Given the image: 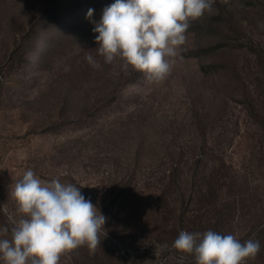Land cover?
Wrapping results in <instances>:
<instances>
[{
    "label": "rangeland",
    "instance_id": "obj_1",
    "mask_svg": "<svg viewBox=\"0 0 264 264\" xmlns=\"http://www.w3.org/2000/svg\"><path fill=\"white\" fill-rule=\"evenodd\" d=\"M114 2L0 0V210L12 227L20 215L10 193L32 169L80 187L107 218L94 252L81 246L60 264H196L172 248L180 231L243 242L264 225V139L240 83H252L254 49L264 47V0H215L190 22L158 85L97 56L93 28ZM174 166L179 181L196 171L188 191L182 182L180 231ZM206 183L213 194L187 199ZM256 239L261 250L248 264H264V229Z\"/></svg>",
    "mask_w": 264,
    "mask_h": 264
},
{
    "label": "clouds",
    "instance_id": "obj_2",
    "mask_svg": "<svg viewBox=\"0 0 264 264\" xmlns=\"http://www.w3.org/2000/svg\"><path fill=\"white\" fill-rule=\"evenodd\" d=\"M215 0H115L103 9L93 28L97 56L104 64L120 63L142 72L149 84L162 83L171 73L174 58L186 43L190 22L213 12ZM89 9L87 16L93 15ZM85 59L95 69L100 61ZM17 204L18 220L0 228L2 264H60L63 255L81 247L94 252L101 245L106 217L71 183L59 178L41 179L26 170L10 193ZM264 229V225L260 226ZM241 242L232 234L180 231L172 248L194 255L196 264H248L261 250L257 233Z\"/></svg>",
    "mask_w": 264,
    "mask_h": 264
},
{
    "label": "trees",
    "instance_id": "obj_3",
    "mask_svg": "<svg viewBox=\"0 0 264 264\" xmlns=\"http://www.w3.org/2000/svg\"><path fill=\"white\" fill-rule=\"evenodd\" d=\"M254 53L256 56H254V65H255V72L253 74V80L252 83H248L245 81V79L240 78V83L243 86V103L245 104L247 108L248 115L253 118L255 125L258 128V131L261 134L262 139H264V47H261L260 45L254 49ZM117 99V93L112 96V98L109 101H113ZM101 107H95L92 108V112L99 110ZM85 115V114H83ZM201 159H196V164L200 163ZM195 164V165H196ZM178 169L177 167H172L170 172V178L172 183H174L175 191H176V203L178 206V231L184 229L187 218V212L186 210V199H185V191L188 189L189 183H192L195 181L196 171H192V173H186L183 181H185L186 189L182 188L183 181H179L180 175L177 173ZM213 188L210 184L206 183V186L201 189L200 191H194L190 190L187 199L192 200L196 195L201 199L207 196H210L213 194ZM216 223L219 222V220H222V210L217 209L216 210ZM188 221V220H187ZM8 227L9 228V235L8 238H10L11 232V226L9 225L8 221L6 220L5 216L2 214L0 210V228ZM188 227V226H187ZM216 227V225L214 226ZM189 230V229H188ZM99 259V258H98ZM97 264H102V260L100 259Z\"/></svg>",
    "mask_w": 264,
    "mask_h": 264
}]
</instances>
